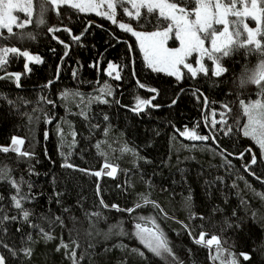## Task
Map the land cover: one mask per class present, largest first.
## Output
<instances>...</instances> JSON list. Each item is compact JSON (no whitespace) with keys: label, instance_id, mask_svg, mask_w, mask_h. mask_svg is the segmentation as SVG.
<instances>
[{"label":"trees","instance_id":"obj_1","mask_svg":"<svg viewBox=\"0 0 264 264\" xmlns=\"http://www.w3.org/2000/svg\"><path fill=\"white\" fill-rule=\"evenodd\" d=\"M59 12L58 17L55 9L49 11L40 27L32 23L23 30L13 28L14 32H31L34 39L3 41L4 46L17 47L42 61L29 63L25 70L23 56L10 54L6 70L0 72V76L20 74L19 82L14 77L0 79V148L17 137L24 140L20 150L33 154L29 162L16 153L0 151V168L8 169L11 179L23 177L31 183V190L24 184L21 191L35 197L23 204L32 211L25 222L11 200L15 188L0 182V215L9 218L0 225V242L17 251L12 256L0 247L6 264H73V249L78 264H165L131 235L138 217L155 218L183 264H213L207 248L194 242L201 232L207 238L218 236L224 252L233 253L238 264H264V183L244 170L252 158L246 150L252 148L257 157L252 171L264 179L257 148L242 130L224 135L227 126L219 123L217 139L227 150L223 155L211 139L188 143L180 138L185 130L208 135L211 113L214 110L220 117L223 103L232 108L228 125L237 120L244 124L235 81L246 67L260 62L259 55L241 49L223 59L229 71L221 77L211 76L212 65L206 61L208 77L198 74L190 79L186 74L178 81L148 69L134 40L108 21L77 14L67 6ZM117 17L135 30H155V17L137 21L119 9ZM109 63L116 66L121 79L105 73ZM106 88L111 95L102 91ZM153 88L157 91H149ZM196 89L199 92L193 95ZM256 92V86L249 85L242 98L256 100ZM204 97L209 101L207 108ZM138 98L151 100V106L136 108ZM241 153L244 159L239 158ZM65 163L74 167H63ZM105 163L117 168L114 177L91 174ZM137 203L142 206L137 208ZM111 205L134 211H117ZM95 212L102 213L98 221L86 216ZM12 216L17 219L11 220ZM58 216L63 225L50 222ZM31 224L54 238L45 240L40 228ZM118 224L126 235L114 234L118 229L113 226ZM73 239L79 247L72 244ZM62 242L70 247H62ZM25 248L31 249L30 256L24 254Z\"/></svg>","mask_w":264,"mask_h":264},{"label":"snow or ice","instance_id":"obj_2","mask_svg":"<svg viewBox=\"0 0 264 264\" xmlns=\"http://www.w3.org/2000/svg\"><path fill=\"white\" fill-rule=\"evenodd\" d=\"M106 5V11H101L100 9ZM128 5H131V9H134V13L129 9ZM62 6H67L70 9L76 11L77 14L83 12L95 11L98 16H103L104 18L110 20L113 24H117V8L123 10V12L129 17L134 18L139 21L141 18L147 19L148 17H155L154 29L151 32L135 31L126 23H118V27L130 33L136 38L138 47L141 53H143V59L146 66L151 69V71L156 73H164L168 76L175 77L178 81L181 80L186 74L190 79L196 78L199 75L204 77L209 76V68L205 64V58L212 62L211 76L221 77L223 74L227 73L229 69L223 66V59L232 56L234 53L244 49L249 54L256 53L260 57V62L254 68H245V70L240 74L238 79L235 81L237 84V99L239 107L241 109L242 116L246 117L247 122L243 125L239 121H235L233 125H228L227 117L231 114L232 108L229 103H223L220 112V120L213 118L211 120L212 130L209 131L208 135H200L195 130H185L180 133V135L193 141H208L211 139L213 144L220 149L223 155L226 149H223L217 139L216 133L219 131L216 129V125L222 124L226 125L227 129L224 131V135L237 134L241 130L245 137H250L260 149L261 160H264V0H0V72L6 70L8 64L9 54H14L15 56L26 57L29 61H35L36 63H41L42 61L38 56H31L27 51H21L17 47H6L3 41H10L13 37L17 39H34L35 37L31 32H14L13 28L25 29L28 24L35 23L36 27H40L46 23V14L55 9L56 14L59 17V9ZM23 13L25 19L21 20L15 13ZM35 16V20L33 17ZM249 21L254 22L255 27L249 26ZM147 22H151L148 20ZM88 27H91V22L88 23ZM7 30V35L4 34L3 30ZM60 29H49L51 32L59 31ZM69 31V29H64ZM87 30V29H86ZM73 39L79 40V36H74ZM118 42H119V38ZM178 42V47L169 46V41ZM63 43V41H60ZM207 44V46H206ZM65 48L68 47L67 44L64 45ZM53 51H55L53 49ZM129 51H134V49L129 46ZM195 54V67L193 63L190 62V58ZM67 55V53H65ZM28 68V65H25ZM108 68L113 70L115 66L109 63ZM31 71V69H28ZM183 70H186L183 71ZM111 75V71L108 73ZM19 82L20 74H9L8 76H0V79L12 78ZM115 79H121L119 72H117ZM249 85L256 86L257 99L256 100H245L243 97L244 90L247 89ZM140 87H145L143 84ZM106 92L107 95H111V89L106 88L102 90ZM149 91L156 92V89H149ZM199 92L196 89L193 95ZM203 96V93H200ZM200 97L198 96L197 99ZM155 99V96L152 97ZM107 103V100L102 101ZM48 103H53L48 101ZM175 103V101H173ZM204 106L208 107L209 101L207 97H204ZM151 100H139L138 98V109L143 105H150ZM155 107H158L156 105ZM212 116H216V112L212 111ZM107 119V117H105ZM207 122V116L205 117ZM207 127V123L205 124ZM233 128L236 129L233 132ZM47 136V134H46ZM63 140V136L61 137ZM75 141H73V144ZM24 144L23 139L13 137L11 140V147H2L0 151L2 152H16L19 157L28 158L29 162L33 158V154L28 151H21L20 145ZM63 146V145H62ZM195 146V145H194ZM100 145H97L99 148ZM124 151H130V149L125 148ZM251 154V161L244 165V170L252 175L261 183H264V179L256 176V173L252 171L253 165L257 164L256 154L251 148L246 150ZM64 159L67 160V155L61 153ZM70 155V153L68 154ZM231 155V153H229ZM240 159H244V153L239 156ZM66 168H73L74 166L70 163H65L62 165ZM110 168V171L104 172L96 171L91 173L96 177H101L102 175H107L113 177L117 168L112 165L105 163L104 169ZM34 170L30 167V172ZM85 171L87 170H80ZM7 181L16 190V194L11 196V200L14 203L15 209L18 210V215H22L23 221L29 222V217L32 215V211L23 207L25 202L29 200H34V196H29L27 192L21 191V185L27 184L28 189L31 190L32 184L24 180L23 177L19 181L11 179L9 170L6 168H0V182ZM99 190V189H98ZM59 195V193L57 194ZM190 199V197H189ZM0 200L3 197L0 196ZM101 204L108 208L109 205L104 204L101 199ZM59 203V201H57ZM144 203L148 204L149 201L147 197H144ZM142 205L137 203L136 207L139 208ZM112 208L117 211H127L131 213L133 209H121L118 205H111ZM3 209H0L2 212ZM65 212L68 209H64ZM89 219L92 216L98 221L102 218V213L95 212L88 214ZM195 218V217H192ZM6 219H9L5 215H0V225L4 223ZM17 216H12L11 220L15 221ZM44 219H48L44 217ZM75 222V217L72 218ZM139 222L135 224V231L131 233L132 236L137 238L139 242L155 257H159L165 261V264H183L179 260V257L175 255L172 247H170L169 240L167 239L164 232L160 229L159 225L156 223L155 218L138 217ZM203 219V217H201ZM59 221L61 225L64 221L61 217H56L55 220L50 221L55 223ZM151 223L152 227L146 226ZM33 228H40L37 224H31ZM94 227V225H93ZM118 229L114 234L126 235L123 228L118 224L113 226ZM187 227V226H185ZM3 231V229H0ZM19 231V229H17ZM73 231L79 232L78 229L73 228ZM112 230L110 229V232ZM40 232L43 234L45 240H52L54 237L50 234L44 232L43 228H40ZM71 238V232L69 233ZM89 236L92 233H88ZM191 235V231H189ZM206 234L201 232L199 238L195 239V243L199 245H204L211 247L216 246V255L212 256L213 260H220V264H238V260L235 255L231 252L228 256L223 255L224 249L221 246L220 238L216 235H212L210 239L205 241ZM31 235L28 236V240H31ZM72 244L75 247H79V244L75 239L72 240ZM62 247L68 248L70 245L64 244L62 242ZM0 247L6 248L12 256L17 255V251L7 244L0 242ZM24 254L27 256L31 255V249H23ZM59 251V248L57 249ZM133 252H137L140 256L145 257L144 252L138 249H132ZM245 260L250 259V257L241 253ZM147 258V257H145ZM70 259H72L73 264H78L77 254L75 249L70 253ZM83 259V257H80ZM0 264H6V257L0 254Z\"/></svg>","mask_w":264,"mask_h":264},{"label":"rangeland","instance_id":"obj_3","mask_svg":"<svg viewBox=\"0 0 264 264\" xmlns=\"http://www.w3.org/2000/svg\"><path fill=\"white\" fill-rule=\"evenodd\" d=\"M128 7H129V9L130 10H132L133 11V13H134V9H131V5H128ZM118 9L121 11V13L123 14V15H125V16H127L124 12H123V10L122 9H120V8H117V12H118ZM101 11H106L107 9H106V5H104L101 9H100ZM18 17H20V19L21 20H23V19H25V17H24V14L23 13H15ZM83 14H91V15H94V16H96V17H98V18H102V19H104V20H106V21H108L111 25H113V26H115L118 30H120L121 32H123V33H125V34H127L128 36H130L133 40H134V42H135V45H136V47H137V49H138V51H139V53H140V56H141V59L143 60V62H144V65L146 66V63H145V61H144V59H143V53H141L140 52V50H139V47H138V43H137V41H136V38L135 37H133L130 33H128V32H125V31H123V30H121L119 27H118V23H120V22H122V23H125L124 21H122L121 19H119L117 16H116V20H117V24H113L110 20H108V19H106V18H104L103 16H98L97 14H96V12L95 11H91V12H83ZM128 17V16H127ZM134 17V16H133ZM127 24V23H126ZM130 26V25H129ZM249 26L250 27H255V24H254V22H251V21H249ZM131 27V26H130ZM135 30V29H134ZM4 31H7L6 29L4 30ZM135 31H139V30H135ZM143 32H151V31H143ZM169 46H171V47H178L179 46V44H178V42H174V41H169ZM206 46H207V44H206ZM10 55V54H9ZM30 55V54H29ZM32 56V55H31ZM24 58V62H25V64H24V68H25V65L27 64H29V63H34L35 61H29L26 57H23ZM195 60H196V56H195V54L193 55V57H191L190 58V62H192L193 63V66L195 67L196 65H195ZM206 61L207 62H210L211 63V65H212V62L211 61H208L206 58H205V64H206ZM109 65V64H108ZM108 65L106 66V69H105V73L108 75V76H112V77H115L116 76V66H115V68L113 69V70H110L109 68H108ZM147 67V66H146ZM212 67H213V65H212ZM148 68V67H147ZM149 69V68H148ZM25 70H27L26 68H25ZM151 70V69H150ZM109 71H111V75H109L108 73H109ZM183 71H185L186 72V70H183ZM162 74H164V73H162ZM166 75V74H165ZM171 77H173V76H171ZM173 78H175V77H173ZM176 79V78H175ZM137 104H138V102L136 103V105H135V107L136 108H138L137 107ZM147 106H151V104L150 105H147ZM218 116H220V113H219V115ZM213 118H215L216 120H220V117H213ZM247 122V120H246V117H244V124ZM242 134H243V132H242ZM17 138V137H16ZM247 138H249V140L251 141V143H252V145H253V147H255V148H257V150H258V152H259V155H260V157H261V153H260V149H259V147L256 145V143L250 138V137H247ZM10 145H11V143H10ZM10 145H8L7 147H10ZM20 149H21V147H20ZM252 149V148H251ZM252 151L253 152H255L253 149H252ZM12 152V151H11ZM13 153H16V152H13ZM17 154V153H16ZM262 161V163L264 164V160H261ZM101 170H103L104 172H106V171H110L111 169L110 168H108V169H104V164L101 166V168H100ZM101 170H99V171H101ZM102 176H106V177H109V176H107V175H102ZM114 177V176H113ZM110 178H112V177H110ZM148 227H152V226H148ZM199 238V237H198ZM197 238V239H198ZM137 239V238H136ZM207 239H210V238H207L206 236H205V241L207 240ZM138 240V239H137ZM138 242H139V240H138ZM140 243V242H139ZM141 244V243H140ZM142 245V244H141ZM204 246V245H203ZM142 247L144 248V246L142 245ZM206 248H207V250L209 251V255H210V261L213 263V264H220V260H213L212 259V256H214V255H216V246L215 245H213V246H211V247H207V246H205ZM145 250H147L146 248H145ZM148 251V250H147ZM223 255L225 256V257H227L228 255L224 252L223 253Z\"/></svg>","mask_w":264,"mask_h":264},{"label":"water","instance_id":"obj_4","mask_svg":"<svg viewBox=\"0 0 264 264\" xmlns=\"http://www.w3.org/2000/svg\"><path fill=\"white\" fill-rule=\"evenodd\" d=\"M180 138L184 141V142H188V143H195V142H197V141H193V140H189L188 138H186V137H184V136H182V135H180ZM249 149V148H248ZM11 152V151H10ZM104 177H106V176H104ZM108 178H110V177H108Z\"/></svg>","mask_w":264,"mask_h":264}]
</instances>
